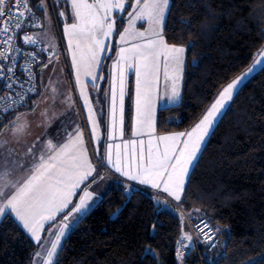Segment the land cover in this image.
Instances as JSON below:
<instances>
[{"label":"snow or ice","instance_id":"6c2138e0","mask_svg":"<svg viewBox=\"0 0 264 264\" xmlns=\"http://www.w3.org/2000/svg\"><path fill=\"white\" fill-rule=\"evenodd\" d=\"M10 0H0V79H4L5 90H10L9 102L0 108V222L14 216L15 220L36 242L41 249L33 254L32 264H60L58 249L67 230L82 215L88 212L91 202H94L92 185L105 177L97 169H110L130 181L142 185H149L154 189L162 190L175 201L180 202L185 193L186 183L190 184V170L198 166L200 153L206 137L211 134L216 121L225 114L234 93L239 90V85L248 78L256 65H261L264 58V48L257 54L258 57L247 72L232 80L217 94L204 115L195 126L186 132L155 137L156 146L153 147L152 133L154 128V109L156 100H165L167 104H177L182 101L180 82L185 65L186 46L169 43L164 35L166 20L170 15L171 0H65L70 3L71 23L67 22L64 11L59 16L65 18L64 34L68 39V51L71 54V67L75 75L80 100L87 112V120L91 125V137L94 143L99 144L100 136L97 133L100 127V119H103L105 105L107 106V140L113 141L117 133L123 135L124 101L126 95V79L129 72L135 74V117L133 135L145 134V128L149 135L148 148L145 152L144 141H139L140 149H133L130 157L125 160L120 152L121 145L111 142L105 145V151L100 154L97 149L96 162L89 157L83 131L77 124L72 131L65 130V141L54 144L48 139L35 152L36 143L19 154L12 144L26 143L29 134L30 122L27 114L15 115L13 119L3 123L4 114L15 112L23 105L28 106V94L37 91V85L32 83L36 78L33 72V64L36 63V54L23 51L16 45V35L25 27L42 28L44 22L51 27V18L48 15L47 0H39L35 5L37 9H43L44 20L36 16L30 0H15L9 7ZM59 5L60 0H53ZM130 4L127 12V27L119 32V44L109 75V89L105 90L102 97L91 99L86 92L85 82L81 77L87 78L91 87L99 93L97 80H104L101 74V63L111 51L110 40L116 31L117 17L113 13L122 14L125 5ZM123 19V16L120 17ZM137 23L147 27L140 30ZM185 27H190L187 21H182ZM24 44L38 45L42 40L48 42V47L55 55L57 47L55 36L50 31L33 33L21 37ZM47 49H40L46 51ZM26 57L24 64L19 65L26 74L23 82L16 75L17 55ZM6 62V63H5ZM49 63L52 58L49 57ZM163 65L164 90L158 95L161 66ZM40 68V79L43 82V69ZM55 70V69H53ZM117 83L119 108H117ZM25 84L29 85L25 88ZM14 85L19 86V91L14 90ZM59 85V87H58ZM62 80H52L44 85V91L40 95L51 101L40 113L41 124L45 130L52 123L64 115V112L76 108V100L73 98L69 87L63 90ZM96 105H101L99 109ZM63 111L57 114V107ZM38 104H33L31 112L34 114ZM79 115L78 111L75 113ZM6 129V131L4 130ZM136 145L137 141L125 142ZM161 145L163 146L161 148ZM115 147V159L112 149ZM7 148L8 155H4ZM20 156L18 159L17 156ZM127 155V154H125ZM27 163V167L25 164ZM17 173H21L17 175ZM130 192L131 189L127 188ZM81 193L78 201L73 203V197ZM198 211V210H197ZM57 215L61 216L50 247L44 248L41 233L46 223L56 222ZM183 221V216L181 215ZM198 235L202 234L207 242L212 230L207 223L196 225ZM205 229H208L205 232ZM155 230V229H153ZM184 240L191 241L192 236L183 233L177 256L183 261L182 249L186 247Z\"/></svg>","mask_w":264,"mask_h":264},{"label":"trees","instance_id":"16d2710c","mask_svg":"<svg viewBox=\"0 0 264 264\" xmlns=\"http://www.w3.org/2000/svg\"><path fill=\"white\" fill-rule=\"evenodd\" d=\"M164 35L187 50L182 101L157 109L156 134L192 128L221 89L250 67L264 48V0H171ZM126 90L128 134L131 82ZM189 179L179 206L207 218L221 237L211 249L202 246L204 264H264V67L234 94ZM130 189L114 183L78 220L58 251L60 264H177L181 212ZM36 251L12 215L0 222V264H31Z\"/></svg>","mask_w":264,"mask_h":264},{"label":"rangeland","instance_id":"374dc122","mask_svg":"<svg viewBox=\"0 0 264 264\" xmlns=\"http://www.w3.org/2000/svg\"><path fill=\"white\" fill-rule=\"evenodd\" d=\"M38 2H39V0H37L35 2V5ZM47 4H48V8H47L48 15L51 18V27L49 28L47 22H44V27L32 30L31 35L33 33L50 31L55 36V43H56V47H57V52L54 55L52 53L51 49L48 47V42L42 40L41 44L44 47V49H47L46 50L47 56L45 55L43 57V60L41 61V64H40V68L44 64H47L48 66L43 69V73H42L43 82H41V79L39 78V89H38V92L36 94L37 96L34 98L35 100H33L35 104H38V107L36 108V111L34 114L32 112L30 114H27L28 115L27 119L30 122L29 131H42L44 129L43 127L40 126L41 117H40L39 113L49 103H51V101L46 100V98L44 96L40 95V93H42L44 91V85H46L48 83L49 77H51L52 80H54V81L59 79V80H62L64 82L63 90H67L70 87L72 90L73 98L76 100V108L73 110H69V111L64 112V115H60L59 118L62 120L64 117V120L66 122L67 120H70L72 118L70 116L71 113L75 114L78 111L79 115L77 116L75 114V117L78 119L80 126L82 128V131H90V133H91V125L89 124V121L87 120V112L83 108V102L79 98L77 86L75 83V75H74L72 67H71V54L68 51V39L65 36L64 31H63L65 18H62L59 16V12L64 11L66 14V17H67V22L68 23L72 22L71 15H70V3H65V0H60L59 5H56L53 3V0H47ZM38 10H39L38 13H40L42 16L41 17L42 20H44L43 9H38ZM129 10H131L130 4H126L124 13H122V14L113 13V15H115L117 17L116 31L113 32V35L110 38V40L105 41L106 44L110 43L112 47H111L110 52H107L106 54H102V55H106L107 57H111V58L110 59L105 58L101 63V66H100L102 69L101 74L105 77V79L104 80H97V84H98L99 89H100L99 93H97V91L91 87V84L88 82L87 78H85L83 76L81 77V79L85 82L86 92L89 94L90 98L93 100H95L98 96L102 97L101 92L104 91L103 87L106 85V82L108 80V76H109V73L111 70V66H112L114 60L116 59V52L118 51V46H124V45L119 44V32L122 31L124 27H127V12ZM121 16H123V19L120 18ZM136 26H137V28H140V30H143V28L147 27L146 24H144L143 27H141L140 23H137ZM49 57L52 58V63H49ZM185 59H186V53H185ZM184 68H185V65H184ZM53 69H55V70H53ZM183 74H184V70L182 73V79H183ZM40 76H41V73H40ZM182 79L180 82V88L182 87ZM129 82L133 83V93H132L133 95L132 96H134V104H135V92H134L135 74H134V72L128 73L126 83L129 84ZM58 87H59V85H58ZM118 89H119V85L117 83V98H118ZM163 90H164V80H163V65H162L161 66L160 83H159V90H158L159 94L158 95H162ZM158 100H159V102L161 101L162 103H166L165 100H161L159 98H158ZM33 104L31 105V107L29 109L30 111L33 107ZM100 107H101V105H96L97 109H99ZM60 111H63V109H62V107L58 106L57 107V114H59ZM134 114L136 115L135 105H134ZM84 119H85V121H84ZM56 120L53 123H55ZM106 120H107V114L105 112L103 119H100V121H99L100 127L97 130V133L100 136V138L103 135V131H107L106 126H105ZM103 127H104V129H103ZM4 130L6 131V129H4ZM147 130H144V131H147ZM93 143H94V141H93ZM94 147H95V150H97L98 144L94 143ZM160 201H162V200H160ZM172 202H174L175 204L178 205V207H180L178 204L179 202H176L173 200H172ZM162 203L166 204V202H164V201H162ZM193 214H195L193 211H189L187 213V215L189 217H192ZM195 217H199V216H195ZM183 222H184V219H183ZM214 229L216 232V240L221 243V237L218 235L219 227H214Z\"/></svg>","mask_w":264,"mask_h":264},{"label":"crops","instance_id":"0c3cea01","mask_svg":"<svg viewBox=\"0 0 264 264\" xmlns=\"http://www.w3.org/2000/svg\"><path fill=\"white\" fill-rule=\"evenodd\" d=\"M257 58H260L256 55L255 59L253 60L252 64L250 65V67L253 66L255 60ZM261 59V64H264V58H260ZM249 67V68H250ZM248 68V69H249ZM261 68V65H256L255 68H253V71L251 73H249L248 75V78L246 80L243 81V83L245 81H247L252 75H254L259 69ZM247 69V70H248ZM247 70H245L243 73H241L239 76H241L242 74H244L245 72H247ZM237 76V77H239ZM236 77V78H237ZM235 78V79H236ZM111 80V76L109 75L108 76V80L106 82V85L103 87V90H107L109 89V81ZM230 83V82H229ZM242 83V84H243ZM241 84V85H242ZM239 85L238 87L240 88ZM227 86V85H225ZM224 86V87H225ZM126 88H127V83H126ZM222 90V89H221ZM103 92L102 93V96H103ZM127 91V90H126ZM161 91V90H160ZM132 92H133V83H132ZM134 92H135V85H134ZM162 93V92H161ZM236 93V92H235ZM234 93V94H235ZM159 94V92H158ZM133 95V94H132ZM217 97V96H216ZM216 99V98H215ZM214 99V100H215ZM35 100L34 98H32L31 100H29L28 102V106L25 107L24 109L22 110H19L15 113H13L9 119L5 122V124H7L8 121H10L11 119L14 118L15 115H18V114H30L31 111L29 110L31 105L34 103ZM212 104V103H211ZM134 96H132V109H133V113H132V120H131V125H130V128L128 130V134L126 133L125 134V129H124V126H123V135L121 136L119 133H117L116 135V138L113 140V141H108L107 140V131H103V135L102 137L100 138V142L98 144V150L100 152V154H103L104 151H105V145L109 142L113 143V144H120L121 145V148H120V152L122 154V157L127 160L128 157H130L133 149L135 148V150L138 152L139 149H140V144H139V141L143 140L144 141V144H143V148L145 150V152L147 151V148H148V140H149V135L147 134L148 130L147 128H145V130L147 131H144L145 134L141 135V134H138V135H133V124H134V117H135V114H134ZM170 104H167V103H162L161 101L159 102V100L157 99L156 100V104H155V109H154V128H155V119H156V112H157V109L161 106H169ZM173 105V104H172ZM105 112L107 114V106L105 105ZM117 108H119V101H118V98H117ZM209 108V107H208ZM29 112V113H28ZM206 112V111H205ZM204 115V114H203ZM28 116V115H27ZM70 116L72 117L70 120H67L65 122L64 120V117L63 119L61 120L60 118H58L56 120L55 123H53L51 125V127L47 128V130L43 129L42 131H29V134L27 135L26 137V143H21L19 145L17 144H12L11 147L16 149V152L19 153V154H22L24 153L28 147H31L33 142H35L37 140V137H39V142L36 143V148L34 149L35 152H39L40 148L44 145V143L48 140V139H52L53 140V143L54 144H59V143H63L65 141V130L66 131H69L70 130L72 131V129L78 124L80 126V123L78 121V119L75 117V114L74 113H71ZM221 117V116H220ZM219 117V118H220ZM76 118V119H75ZM219 120V119H218ZM217 120V121H218ZM85 121V119H84ZM216 121V123H217ZM215 123V125H216ZM214 125V126H215ZM195 126V125H194ZM193 126V127H194ZM192 127V128H193ZM81 128V126H80ZM192 128H190L189 130L187 131H190ZM214 128V127H213ZM82 129V128H81ZM107 130V128H106ZM212 131V130H211ZM180 132H186V131H180ZM174 133H179V132H171V133H165V134H156L155 132L152 133V137H153V147L156 146V143L157 141L155 140V137H159L161 135H170V134H174ZM83 136H84V140H85V143H86V147H87V150H88V153H89V157L90 159H92L93 163L96 162V156H95V153L97 150H95V147H94V143H93V140L91 138V135H90V131H83ZM208 137H206L205 139V143L207 141ZM132 140H136L137 141V144L136 145H132V144H128L127 145V148L125 149L124 145H125V142L127 141H132ZM204 143V144H205ZM204 146V145H203ZM163 146L161 145V148ZM4 155L7 156L8 155V151H7V148H5L4 150ZM112 152H113V159H115V153H116V149L115 147L112 149ZM127 154V155H125ZM17 158L19 159L20 156L18 155ZM25 167H27V163L25 164ZM107 173H104L101 171V169H97L98 172H100V174H102L105 179L103 180H100L98 181L97 183L93 184L91 189L93 192H94V202H91V207L94 206L97 201L112 187V185L116 182H126V183H130V184H134L136 186H139V187H142V188H145V189H148L150 191L153 192L154 196L156 197V199L158 200H162L168 204H171L170 202L173 200L175 201L173 198H171L170 196H168L167 193H164L162 190H158V189H154L152 188L151 186L149 185H142V184H139L138 182H135V181H130V180H127L126 178L120 176L118 173H115L114 171L110 170V169H105ZM191 171V170H190ZM21 173H17V175H20ZM81 193H79L78 191V194L76 197H73V203H76L78 201V197ZM177 202V201H176ZM172 205V204H171ZM90 207V208H91ZM89 208V209H90ZM83 216V215H82ZM81 216V217H82ZM14 217V216H13ZM80 217V218H81ZM79 218V219H80ZM61 219V216L60 215H57V218H56V222L55 223H52V222H49V223H46L45 226H44V231L41 233V237H42V244L44 245V248H48L50 247V242L51 240L53 239V235L52 233L55 232L56 230V227L58 226V222L60 221ZM78 219V220H79ZM78 220L73 223L71 225V227L67 230L66 232V235L62 238V242H61V246H62V243L65 239V237L67 236V234L69 233V231L71 230V228L78 222ZM20 225V224H19ZM21 226V225H20ZM22 227V226H21ZM23 228V227H22ZM26 231V230H25ZM183 233H188V227H187V224L185 222H183V227H182V234ZM28 234V233H27ZM29 235V234H28ZM30 236V235H29ZM31 237V236H30ZM60 246V247H61ZM60 249V248H59ZM58 249V251H59ZM38 250H41L38 246H37V251ZM33 261V259H32ZM32 261H31V264H32Z\"/></svg>","mask_w":264,"mask_h":264},{"label":"built area","instance_id":"2783aa9c","mask_svg":"<svg viewBox=\"0 0 264 264\" xmlns=\"http://www.w3.org/2000/svg\"><path fill=\"white\" fill-rule=\"evenodd\" d=\"M15 2V0H10L9 2V7L12 6V4ZM33 0H30V4L33 7ZM33 11L35 12L36 16L40 17L41 21L42 20V16L40 13H38L34 7H33ZM34 29H38V28H34V27H25L23 30L19 31L16 35V40L15 43L16 45H18L23 51L26 52H30V53H35L36 54V63L33 64V72H35L36 78L35 80L32 81V83H35L37 85V91L34 93H29L28 94V101L34 97L39 89V78H40V64L41 61L43 60V57L46 55L47 56V51H40V49H44V47L42 46L41 43H39L38 45H30V44H24L23 41L21 40V37H23L24 35H31V31ZM26 57L23 55V52L21 54L17 55V67L15 69L16 71V75L20 77V81L23 82L24 80L27 79L26 74L23 72V69H21L19 67V65L24 64ZM6 63V62H5ZM6 83V81L4 79H0V108H3L9 101L7 99H3L5 97H9V92L10 90H5L4 89V84ZM29 85L25 84V88H27ZM14 90L15 91H19V86L18 85H14ZM25 106L21 105L19 106L15 112L19 111L20 109L24 108ZM13 111H9L8 113L4 114L3 117V123L4 120L6 119L7 116L15 113ZM104 173H107L105 169L101 170ZM123 184H125V189L133 187V188H137V189H142L144 191H147L149 193H151L152 195L153 192L136 186L134 184H130V183H126L123 182ZM173 206H175L180 212L181 215L183 216L184 222L187 224L188 227V234H190L192 236V240L191 241H187L184 240L183 243L186 245V247H184L182 249L183 253H184V257H183V261L181 262V260L178 258L177 256V251L180 248V245L178 242L181 241V237L182 235L179 237L177 244H176V250H175V258H176V262L177 264H204L203 261V255H202V251L201 248L202 246H208L209 249L213 248L216 245V232L215 229L213 227V225L211 224V222L203 217V216H199V217H189L187 215V213H185L181 207H178L177 204H175L174 202H170ZM203 223H207L210 227V229L212 230V235L210 237V239L205 242V237L204 235L200 234L198 235V229L196 228V225H201V227H203ZM208 229H205V232H207Z\"/></svg>","mask_w":264,"mask_h":264}]
</instances>
